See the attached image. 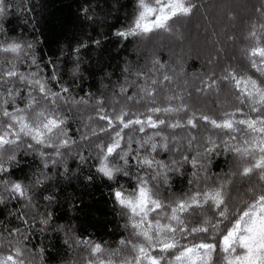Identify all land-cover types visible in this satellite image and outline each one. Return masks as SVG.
I'll return each mask as SVG.
<instances>
[{"label":"snow or ice","instance_id":"obj_1","mask_svg":"<svg viewBox=\"0 0 264 264\" xmlns=\"http://www.w3.org/2000/svg\"><path fill=\"white\" fill-rule=\"evenodd\" d=\"M16 7L0 0V264H264V0L240 35L225 33L235 52L213 30L191 73L188 25L205 5L135 0L111 30L125 55L112 71L90 66L86 86L80 53L101 39L40 53L38 37L8 27ZM21 152L39 162L18 174ZM89 159L126 232L114 245L55 219L58 184L95 179L81 172ZM36 232L59 236L70 256L33 243Z\"/></svg>","mask_w":264,"mask_h":264},{"label":"trees","instance_id":"obj_2","mask_svg":"<svg viewBox=\"0 0 264 264\" xmlns=\"http://www.w3.org/2000/svg\"><path fill=\"white\" fill-rule=\"evenodd\" d=\"M13 2L17 7L12 12L8 27L14 29L15 35L21 39L31 40L34 36L38 37L37 51L40 53L47 52L49 56H60L59 49L63 47L64 52L68 53L67 46L76 39H101L99 47L92 46L80 53L81 67L85 69L80 76L83 82L81 86L92 83L86 74L90 66L97 70L112 71L120 63V57L125 55L111 30L127 25L135 7V0H13ZM198 2H202L205 8L195 15L188 25L187 36L191 42V54H187L189 44L186 43L185 59L189 73L200 66L196 53L204 37L210 35L213 30L219 34L221 43L225 44L226 54L231 55L235 52V46L227 47L225 33L240 35L246 23L257 15L253 12L252 6L259 0H198ZM24 7L29 11H24ZM82 8L87 10V16L92 17L91 20L86 18L81 11ZM228 11L233 13L235 19L228 18ZM33 21H36L35 28L30 26ZM197 24L200 25L199 28L196 27ZM175 51L179 52L178 45ZM147 55L149 53L144 52L141 58ZM163 55L168 59L166 52ZM61 60L62 75L70 82H74L68 73L71 65L63 57ZM200 102L205 103V99ZM208 107L212 108L214 105ZM212 160L217 165L213 170L221 171L218 165L224 160L223 155L213 156ZM38 162L39 159L32 154L21 152L18 156L17 173L27 171L31 165ZM71 163L73 167L76 166L74 162ZM91 164L92 159H89L81 169L83 175L95 177L91 182L84 180L78 173L58 184L55 193L58 199L52 205L55 209V219L57 222H65L70 218L77 231H84L89 239L114 245L117 237L121 234L126 235V232L121 227V219L116 215L117 209L109 195L110 182L96 174L95 169L89 167ZM120 183L124 184L126 189L129 186L123 179ZM182 183L186 181L177 176L175 187L179 188ZM32 242H42L49 251L61 249L65 256L69 254L64 249L60 237L52 233L42 236L36 232Z\"/></svg>","mask_w":264,"mask_h":264},{"label":"clouds","instance_id":"obj_3","mask_svg":"<svg viewBox=\"0 0 264 264\" xmlns=\"http://www.w3.org/2000/svg\"><path fill=\"white\" fill-rule=\"evenodd\" d=\"M69 256H70V253L67 256H65V258H68Z\"/></svg>","mask_w":264,"mask_h":264}]
</instances>
